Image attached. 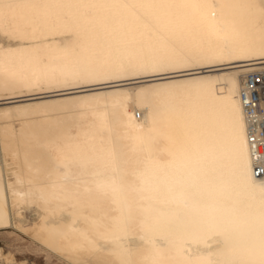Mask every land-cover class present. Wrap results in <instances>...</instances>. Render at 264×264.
Segmentation results:
<instances>
[{"label": "bare ground", "instance_id": "1", "mask_svg": "<svg viewBox=\"0 0 264 264\" xmlns=\"http://www.w3.org/2000/svg\"><path fill=\"white\" fill-rule=\"evenodd\" d=\"M262 66L264 0H0V229L65 264H264Z\"/></svg>", "mask_w": 264, "mask_h": 264}, {"label": "built area", "instance_id": "2", "mask_svg": "<svg viewBox=\"0 0 264 264\" xmlns=\"http://www.w3.org/2000/svg\"><path fill=\"white\" fill-rule=\"evenodd\" d=\"M240 100L246 119L247 142L252 155L253 173L264 175V66L246 72Z\"/></svg>", "mask_w": 264, "mask_h": 264}, {"label": "rangeland", "instance_id": "3", "mask_svg": "<svg viewBox=\"0 0 264 264\" xmlns=\"http://www.w3.org/2000/svg\"><path fill=\"white\" fill-rule=\"evenodd\" d=\"M0 247L5 253L11 252L19 263L24 261L27 264H65L35 241L10 228L0 229ZM0 261V264H3L1 259Z\"/></svg>", "mask_w": 264, "mask_h": 264}, {"label": "snow or ice", "instance_id": "4", "mask_svg": "<svg viewBox=\"0 0 264 264\" xmlns=\"http://www.w3.org/2000/svg\"><path fill=\"white\" fill-rule=\"evenodd\" d=\"M262 188H264V185H261Z\"/></svg>", "mask_w": 264, "mask_h": 264}]
</instances>
